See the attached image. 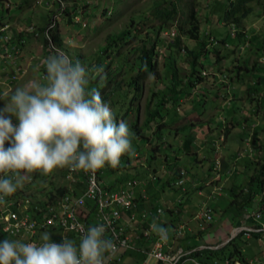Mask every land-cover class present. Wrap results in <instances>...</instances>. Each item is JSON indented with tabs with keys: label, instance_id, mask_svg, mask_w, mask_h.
I'll use <instances>...</instances> for the list:
<instances>
[{
	"label": "rangeland",
	"instance_id": "rangeland-1",
	"mask_svg": "<svg viewBox=\"0 0 264 264\" xmlns=\"http://www.w3.org/2000/svg\"><path fill=\"white\" fill-rule=\"evenodd\" d=\"M193 1L195 4H192ZM219 1L0 0V22L8 23L0 28V108L10 103L11 95L18 87L23 88L32 82H45L44 61L55 54V49L66 53L73 63L81 61L89 70L92 77L90 81L96 77L92 71L95 66L103 67L104 73L101 75L104 77L108 72L116 71L119 61L115 62V50L119 46H109V37L134 28L135 23L142 19L145 20L146 27L156 22L150 12L155 3L169 7L177 5V16L168 28L159 33V39L155 42L156 74L142 83L140 95L133 88L128 91L127 97L117 92L107 103L117 122H127L134 134L132 146L136 154L133 157L124 156L118 168H103L101 178L103 184L115 188L128 186L127 180L136 179L139 184L134 188L135 194L144 193L147 196L145 206L151 208L153 214L157 208L162 209V213L156 218L160 226L163 223L170 225V210L180 212L183 220L179 223L186 224L190 214L197 213L202 202L207 201V205L214 210L215 221L200 233H203L202 236L197 233L195 236L199 238L185 241L186 246H203L212 244L219 236L220 240L229 237L230 232H225L224 229L228 224L226 219L229 218L231 226L235 228L238 222H232L233 218L241 220L244 214L257 209V204L253 201L240 211L234 205L230 207L227 204L225 216L222 207L217 205V200L222 197L228 203L234 199V191L238 192L236 190L248 185L250 176L259 172L264 160V0H248L237 13V24L233 25L227 24L219 15ZM190 7H193L198 23L197 39L187 35L186 30L178 28ZM243 10L246 11L244 15ZM55 36L58 40L54 39ZM176 36L180 37V48L173 46ZM140 44L139 40L130 39L124 43L122 51ZM191 49L208 52L198 58L196 72L191 69L192 57L188 54ZM172 66L181 79L182 92L169 108L157 106L156 99L167 90ZM191 72L192 83L189 82ZM120 77L125 78L122 88L127 89L129 75H117L118 79ZM107 90H104L105 93ZM157 108L160 109V114L155 119H150L147 126L144 125L148 114ZM134 122L136 127H140V134L133 127ZM13 123L18 124L15 117ZM207 125L214 129V140L208 134L203 136L200 133L201 128H207ZM207 131L210 133L212 129ZM199 142L204 146L200 151L201 165L196 157ZM157 144L160 150L157 149ZM182 144L190 145V149L184 150ZM153 147L157 150H153ZM151 150L156 156H152ZM238 153L240 156L236 158ZM178 154L181 157L175 159ZM207 154L208 157L205 158ZM217 158L219 163L215 161ZM228 158H232L233 162L231 159L226 163ZM236 161H244L245 164L239 165ZM218 165L221 169L224 165L228 167V176L222 170L215 184L223 190L215 198L207 199L210 186L205 183L216 177L211 167ZM179 167L186 171L182 176L184 184L167 186L165 181L169 176L177 178L178 174L176 176L173 171H178ZM152 168L156 170H151ZM241 169L245 174H242ZM234 171L236 175L230 176L229 173ZM61 172H65V169L57 170L49 176L33 174L15 193L10 196L0 194V199H29L31 207L38 202L44 203L49 194H57V187L62 185L65 190L68 186ZM163 182L164 187H169L167 190L161 189ZM201 184L204 185L203 191L198 194L199 187L194 186ZM2 205L5 203L0 200V206ZM167 206H170L169 210ZM142 211V207L136 211L137 221L141 219L139 215ZM220 226L222 229L219 230ZM186 227L196 233L193 222ZM50 234L55 243H62L63 238L70 239L61 232L52 231ZM41 235L39 233L38 241L42 242ZM5 238L8 239L0 234V241ZM22 241L27 243L26 240ZM173 245L177 248L180 238ZM137 246L145 249L148 243L143 242ZM237 251L247 260L259 264L264 255V236L253 235L247 238L241 234L226 247L211 254L209 260L223 263L225 257ZM194 257L204 261L205 255ZM147 261L149 257L137 251H129L122 258L124 264H145Z\"/></svg>",
	"mask_w": 264,
	"mask_h": 264
},
{
	"label": "clouds",
	"instance_id": "clouds-1",
	"mask_svg": "<svg viewBox=\"0 0 264 264\" xmlns=\"http://www.w3.org/2000/svg\"><path fill=\"white\" fill-rule=\"evenodd\" d=\"M2 23L5 22H0V25ZM53 48H55L54 45ZM44 66L46 68L44 83L32 82L23 88L18 87L11 95L10 103L0 108V194L3 196L15 193L33 174L49 176L65 168L72 171L95 173L106 166L113 169L118 168L124 156L133 157L136 154L132 146L134 134L127 122H117L111 107L103 101L99 90L88 88L92 77L81 61L76 60L73 63L66 53L55 49V54L44 61ZM92 71L96 76H100L103 82L104 76L101 75L104 73L103 67L95 66ZM148 78H152L151 73ZM13 117L18 124L13 123ZM221 123L220 119L219 124ZM211 168L213 172L216 171L213 166ZM151 170L155 171L156 168ZM180 170L184 171V175L186 174L185 169H179L176 173L177 178L172 181L168 178L165 181L167 186L175 185V182L184 176L180 175ZM218 179H208L206 181L214 183L206 182L205 185L214 188L217 186L215 183ZM263 188L254 194V198ZM222 190L223 188L219 190L218 195ZM200 191L198 194H201ZM140 194H136L138 208H140L139 201L143 202L147 198ZM254 198L253 202H255ZM169 207L167 206V210L170 209ZM143 209L151 208L143 207ZM170 214L176 215L178 212L170 210ZM244 215L242 223H245V217L248 214ZM192 216L193 214L185 222H193L196 233L186 227L184 235L176 237L175 240L180 238L178 247H182L188 252L187 255L194 257L191 252L202 250L200 248L202 245L184 246L181 240L184 243L189 235L199 238L195 234H200L207 228L199 230L195 221L191 220ZM182 220L172 219L171 221L178 223L172 224L170 221V225L163 223L160 226L154 219L150 228L163 239L166 237L167 230L172 233L175 227L182 224L179 223ZM213 221H215L214 217ZM227 228L230 230L233 226ZM79 230L83 233L79 246H77V241L75 244L67 238H64L62 243L52 242L50 234L52 231L42 233L40 244L26 243L20 239L12 240L7 237L8 239L0 241V264H106L108 259L106 253H114L115 245L111 240L104 238L105 226L101 224L89 227L85 231L81 225ZM241 234L243 233L236 236L230 234L222 240L217 237L212 244L208 243L203 246H219L220 242L225 241L222 246L215 248L220 249ZM202 235L203 233L200 234ZM253 235L261 234L252 233L249 237ZM143 242L148 243L145 249L137 246ZM151 245L150 240H140L135 243L140 250L138 252L145 255ZM203 249L212 248L203 247ZM227 257L247 261L236 252L234 256ZM198 260L205 263L214 262H211L209 258H204V261ZM150 261L149 258L145 264H149Z\"/></svg>",
	"mask_w": 264,
	"mask_h": 264
},
{
	"label": "built area",
	"instance_id": "built-area-1",
	"mask_svg": "<svg viewBox=\"0 0 264 264\" xmlns=\"http://www.w3.org/2000/svg\"><path fill=\"white\" fill-rule=\"evenodd\" d=\"M7 24H1L0 28ZM239 156L238 154L236 158ZM218 159L215 160L216 163H219ZM214 169L217 173L212 180L219 178L220 165ZM101 173L102 170L85 173L65 168L64 179L68 184L66 189L61 194H49L46 202H38L33 207L29 199L20 201L1 198V202L5 205L0 206V233L13 240L20 239L26 240L27 243L40 244L42 242L38 241L39 233L61 232L70 238H75L79 246L83 235L79 226L82 225L86 231L89 227L103 224L106 229L104 238L111 240L115 245L114 253H106L108 257L106 264H122L121 256L126 251L137 250L135 243L140 240L151 241L150 249L145 252L151 259L149 264H254L251 260L243 262L233 257L224 258L223 263L218 261L205 263L187 255L188 252L182 247L175 248L173 245L175 238L184 235L188 222L175 227L172 233L167 230L166 237L162 239L150 228L153 220L162 212L160 208H157L154 214L151 209H143L144 211L139 215L141 219L139 221L135 219L139 208L134 188L139 182L131 179L127 181L128 186L115 188L103 184ZM179 173L184 175L183 170ZM175 184L182 186L183 177ZM220 189L221 187L214 186L211 194L219 193ZM211 194L207 199H210ZM254 200L257 209L245 217V223L230 229L232 236L240 233L245 234L246 237L252 233H260L264 236V188L255 195ZM191 220L195 221L199 230H205L213 221V209L207 205V201L202 202ZM224 243L225 241L220 242L219 246ZM219 246L200 248L215 249ZM259 264H264V255Z\"/></svg>",
	"mask_w": 264,
	"mask_h": 264
},
{
	"label": "trees",
	"instance_id": "trees-1",
	"mask_svg": "<svg viewBox=\"0 0 264 264\" xmlns=\"http://www.w3.org/2000/svg\"><path fill=\"white\" fill-rule=\"evenodd\" d=\"M248 0H220L221 2V8L219 9V15L222 16L224 20L227 21V24L230 23L233 25V23L237 24V13L243 9L245 3ZM192 4H195V1L192 2ZM151 16L153 17V20H156V22L149 18L153 24L146 27L145 26V20H139L135 23L134 28H128L127 30L119 33L114 34L109 37V46L112 44H118V48L116 47L115 50V62L118 66L116 71H110L108 72L103 82H101V78L99 76H96L95 79L89 82L88 88H97L103 98V101L105 103H109L110 99L113 98V95L115 93L121 94L123 97L128 96V91L136 88L139 91L142 87V83L148 78L149 73L152 75L156 74V52H155V42L159 39V33L165 29L168 28L171 25V21L177 16L179 12V8L176 4H172V6H162L159 3H155L154 6L150 10ZM246 11H242V15H244ZM150 17V16H149ZM148 20V17H146ZM235 18V19H234ZM145 26V27H144ZM179 30H186L187 35H189L193 39H197L198 37V23L195 17V12L193 7H190L186 12V17L180 22L178 25ZM240 35V33H238ZM55 40H58L57 36L54 37ZM130 39H137L141 42L138 46H132L129 47L125 52L122 51L124 49V43L128 42ZM180 37L176 36L174 38L173 46L180 48ZM128 44V43H127ZM126 44V45H127ZM205 52L198 51L196 49L189 50V55L192 57L190 64L191 69L193 72H196V66L198 58L201 57ZM206 52L205 54H207ZM172 73L171 78L169 79V82L166 86V92L162 94L159 98L156 99L155 105L162 106V107H168L169 105H172L173 102L177 99V97L182 92L180 82L181 79L178 77V74L176 72V69L174 66H172ZM193 72L189 75V82H193ZM119 73V74H118ZM123 73L128 74L129 78H127L128 88L125 89L123 86V83L125 81V78L120 77L117 78V75L120 76ZM260 82V81H258ZM187 85V84H186ZM105 89H108L105 93ZM125 89V90H123ZM116 103V102H115ZM131 109V108H129ZM159 108L153 110L150 112L145 119V124L147 126V122L150 119H155L156 115H159ZM161 117V116H160ZM136 123H133V127L135 130H137V133H139L140 127L135 126ZM142 135V134H141ZM157 149L160 150L158 144ZM156 147H153V150H157ZM152 152V150H151ZM157 153V152H156ZM152 156H156V154H153ZM264 159V158H263ZM108 167V166H107ZM64 172H61L62 178L64 179ZM264 160L260 165V169L258 173H255L254 175L250 176V180L248 185L245 186V188H240L232 194L234 196V199H232L229 203L232 207L233 205L236 207L238 211L245 208L246 204H249L251 201H253L254 194L264 187ZM247 187V188H246ZM245 189V190H244ZM57 193L61 194L64 189L60 185L56 189ZM246 192V193H245ZM232 240L229 242L231 243ZM227 246V245H226ZM225 246V247H226ZM224 248V247H223ZM222 249V248H220ZM220 249H202V250H194L191 252L192 255L197 256L200 254L205 255V259L209 258L211 254L214 252H218ZM207 253V254H206ZM235 253V252H234ZM234 253L229 254V256H232ZM240 254V252H236Z\"/></svg>",
	"mask_w": 264,
	"mask_h": 264
},
{
	"label": "crops",
	"instance_id": "crops-1",
	"mask_svg": "<svg viewBox=\"0 0 264 264\" xmlns=\"http://www.w3.org/2000/svg\"><path fill=\"white\" fill-rule=\"evenodd\" d=\"M232 112V111H231ZM235 112V111H234ZM234 116V115H233ZM232 116V117H233ZM227 120H228V118H227ZM232 120V119H231ZM212 129V131L209 133V131H207V130H211ZM213 127L211 126V125H207V128H201V130H200V133L204 136V134H208V136H209V138L211 139L214 135V132H213ZM218 136V135H217ZM195 137H196V135H195ZM208 138V139H209ZM217 138V137H216ZM215 138H212V140H214ZM199 144H200V146H197L198 147V153H197V162H198V164H202V162H199L200 160H202L201 159V153H200V151H201V148H203L204 146H203V144L202 143H200L199 142ZM182 146H183V148H184V150H187V149H190L189 147H190V145H188V144H182ZM214 154V151H212V155ZM181 157V155H177L176 156V158L175 159H179ZM208 157V154L205 156V158H207ZM231 157H233V154L231 155ZM232 158H228L225 162L226 163H229L230 162V160H231ZM167 160V159H166ZM225 160V157L223 156V161ZM238 161V160H237ZM236 161V162H237ZM232 162H233V159H232ZM239 165L241 164H245L244 163V161L243 162H237ZM210 165H212V162L210 163ZM230 165H231V163H230ZM240 167V166H239ZM241 168H243V167H241ZM179 169H181L180 167H179ZM222 170H223V173L225 174V175H227V173H226V171L228 172V167L226 166V165H224V168H222ZM244 170H247V168L246 169H244ZM244 170H242L241 169V171H242V174L244 173L245 174V171ZM174 173H175V175H176V173H177V169H174V171H173ZM213 174H214V172H212ZM230 174V176L232 175H236L235 174V171H234V173H232V172H230L229 173ZM241 174V173H240ZM168 176V175H167ZM177 176V175H176ZM228 176V175H227ZM244 177H247L246 175H244ZM230 178V177H229ZM169 179H171V181L173 180L172 178H171V176H169ZM248 179V178H247ZM165 186V184H164V182H163V184L161 185V189L162 190H167L169 187H164ZM204 185H199L198 187H199V189H198V191L199 190H201L200 192L202 193V191H203V187ZM212 190H213V187H211L210 186V188H209V193H208V195H210L211 193H212ZM141 195V194H140ZM141 196H144V193H142V195ZM216 196H218V193H214V194H211V197L210 198H215ZM146 201H147V198H145L144 200H143V202L142 201H139V207H146L145 205H146ZM230 203V201L227 203V201L226 200H224L222 197L220 198V199H218L217 200V205L218 206H221L222 207V212L225 214V216H227V212L225 211V207L227 206V204H229ZM216 205V206H217ZM180 212H178V214H176V215H171V219H170V221L172 220V219H182L181 217V215L179 214ZM192 215V213L190 214V216ZM226 220H228V224H226L225 225V230H226V232H228V231H230L228 228H227V226H231V223L229 222V218H227ZM235 220L238 222V224H242V219L240 220V218H233V221L232 222H235ZM232 227V226H231ZM220 229H222V227L220 226L219 227V230ZM218 233H219V231H218ZM220 237V236H219ZM187 240H184V241H188V240H193L194 239V237L193 236H191V235H189V236H187V238H186ZM70 240H72V241H74L75 242V244H76V239L75 238H70ZM181 242H182V244L184 245V243H183V241L181 240ZM147 244V243H146ZM189 245H193V244H189ZM189 245H187V246H189ZM185 246V245H184ZM129 251H140L139 249H137V250H129ZM129 251H126L122 256H121V260H122V258H123V256L124 255H126V253L127 252H129ZM123 263V262H122Z\"/></svg>",
	"mask_w": 264,
	"mask_h": 264
}]
</instances>
